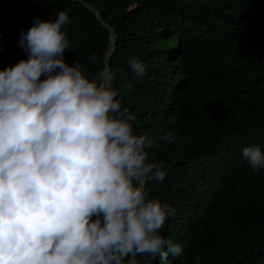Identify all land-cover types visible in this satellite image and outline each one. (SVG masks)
Segmentation results:
<instances>
[{
	"label": "trees",
	"instance_id": "trees-1",
	"mask_svg": "<svg viewBox=\"0 0 264 264\" xmlns=\"http://www.w3.org/2000/svg\"><path fill=\"white\" fill-rule=\"evenodd\" d=\"M84 1L115 28L112 83L132 82L118 98L135 115L134 134L156 141L150 162L168 169L145 190L175 209L159 233L183 251L168 264H264V168L242 155L264 152V0ZM60 11L69 16L65 61L79 58L92 74L104 67L109 31L81 2L0 0V70L28 58L19 40L35 17ZM133 57L146 65L142 77L131 72Z\"/></svg>",
	"mask_w": 264,
	"mask_h": 264
},
{
	"label": "clouds",
	"instance_id": "clouds-1",
	"mask_svg": "<svg viewBox=\"0 0 264 264\" xmlns=\"http://www.w3.org/2000/svg\"><path fill=\"white\" fill-rule=\"evenodd\" d=\"M55 15L35 17L19 40L28 58L0 70V264H168L183 251L159 233L175 209L145 191L168 169L149 161L156 141L134 134L118 98L132 82L120 89L107 65L92 74L79 58L68 64L69 16ZM129 64L145 74L139 58ZM242 155L264 168L260 146Z\"/></svg>",
	"mask_w": 264,
	"mask_h": 264
},
{
	"label": "water",
	"instance_id": "water-1",
	"mask_svg": "<svg viewBox=\"0 0 264 264\" xmlns=\"http://www.w3.org/2000/svg\"><path fill=\"white\" fill-rule=\"evenodd\" d=\"M75 1L81 2L91 12H93L99 18L101 24L109 31L110 43H109V46H108L107 51H106L105 56H104V65H107L110 67V56H111L113 49L115 48V46L117 44V33L115 31V28L113 26H111L105 20L102 13L100 12V10L94 4H92L91 2L84 1V0H75ZM149 161H150V158H149ZM145 190H146V186H145Z\"/></svg>",
	"mask_w": 264,
	"mask_h": 264
}]
</instances>
